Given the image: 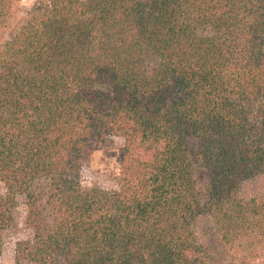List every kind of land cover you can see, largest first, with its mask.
Returning <instances> with one entry per match:
<instances>
[{"label": "trees", "instance_id": "1", "mask_svg": "<svg viewBox=\"0 0 264 264\" xmlns=\"http://www.w3.org/2000/svg\"><path fill=\"white\" fill-rule=\"evenodd\" d=\"M0 0V255L264 260V0ZM119 148L86 187L88 153ZM202 236L215 241L206 244Z\"/></svg>", "mask_w": 264, "mask_h": 264}, {"label": "rangeland", "instance_id": "2", "mask_svg": "<svg viewBox=\"0 0 264 264\" xmlns=\"http://www.w3.org/2000/svg\"><path fill=\"white\" fill-rule=\"evenodd\" d=\"M36 0H22L21 12L30 9ZM119 156V148L116 145L102 146L91 150L87 155V169L83 176V185L91 187L104 183L107 177L108 180L113 178V169L117 165ZM0 192H4V188L0 186ZM248 194L250 196L264 194V181H253L249 184ZM18 207L15 210V223L11 229L5 233L3 251L0 255V264H15V243L18 239L27 237L29 234L25 225L26 209L23 206V201L18 202ZM201 241L206 244H213L215 241L211 236H202ZM251 264H264V260H256Z\"/></svg>", "mask_w": 264, "mask_h": 264}]
</instances>
